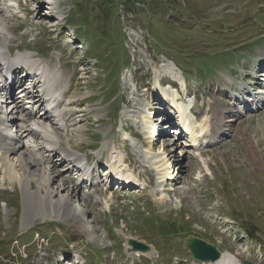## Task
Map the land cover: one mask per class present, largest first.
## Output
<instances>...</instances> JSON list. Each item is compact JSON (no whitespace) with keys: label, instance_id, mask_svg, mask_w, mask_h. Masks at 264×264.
I'll return each instance as SVG.
<instances>
[{"label":"rangeland","instance_id":"1","mask_svg":"<svg viewBox=\"0 0 264 264\" xmlns=\"http://www.w3.org/2000/svg\"><path fill=\"white\" fill-rule=\"evenodd\" d=\"M85 1L90 14L85 19L76 0H54L51 10L34 0H16L18 7L2 2L17 36L10 52L43 61L62 80L59 87L70 90L69 98L82 99L77 109L84 116L83 136L68 131L56 140L59 148H68V137L77 146L75 154L91 157L101 186L95 194L73 179L74 172L67 175L70 165L61 163V150L54 164L64 176L55 186L68 178L70 190L78 187L71 202L76 218L46 217L29 229L22 226L19 186L5 181L0 190V264H12L17 257L20 264L205 263L193 260L183 246L189 235L241 262L264 264V103H246L243 89L250 71L261 67L264 72V0ZM55 7L59 14L51 18ZM78 14L82 20H76ZM173 77L177 89L158 86ZM260 91L254 86L250 99L257 101ZM174 98L184 106L193 132L208 124L195 143L182 131ZM163 119L169 127L155 137ZM42 141L39 137L35 145L43 146ZM102 156L107 163L98 168ZM127 173L145 189L119 188L130 182L119 181ZM165 176L172 177L170 182ZM50 223H56L54 231ZM163 225L172 234H162L158 227ZM69 237L78 240L68 242ZM132 238L157 252L146 254L151 258L125 254L124 242ZM5 239L11 242L5 245Z\"/></svg>","mask_w":264,"mask_h":264},{"label":"bare ground","instance_id":"2","mask_svg":"<svg viewBox=\"0 0 264 264\" xmlns=\"http://www.w3.org/2000/svg\"><path fill=\"white\" fill-rule=\"evenodd\" d=\"M7 10L8 8L0 7V38H2L0 61L6 59L15 67H28V69L31 70V74H33L31 84L35 83V85L34 88L26 87L24 91L27 95H31L34 100L33 108H35L36 111L29 115L34 119L36 125L40 127L39 131L44 135L45 139L42 141V144H44L43 146L34 148V146L32 147L33 144H31V140L36 141L38 136L28 127H25V130L19 133V135L13 134L10 130H5L8 116L11 114L8 116L6 114L3 115L0 110V173H2L0 176V190L2 186H5V181H7L10 186L14 183L18 184L23 199L22 226L30 229L34 226L35 222L39 219L43 220L46 217L50 219L60 218V221H62L61 219L64 220V218H76V215L73 214L71 209V207H73V203L71 205V202L76 198H74L73 195L76 193L78 187L70 190L69 185L72 182L67 178V180H63L61 187L56 188V181L61 179L64 175L56 169L54 164V160L56 159L54 158L57 152L61 151V147L59 148L56 140V138H59V135L63 134L66 136L67 132L70 131L71 136L79 138L83 136L84 129L82 130V128H80V124L84 116H82V110L80 111L77 109V107L82 105V99L77 100L75 97L69 98L70 90H64L65 92L61 95L62 88L61 86L59 87V82H62V80L59 81L60 78L58 79L52 72L44 68L43 61L36 60L37 58H34L30 53H18V55L12 58V55H10V46L15 42V37L17 36L11 30L12 24L6 20L10 16L4 15L8 13ZM8 57L10 60H8ZM169 72L171 76L175 75L173 70L170 71L169 69ZM173 78L175 79V77ZM180 80L182 86L185 87L183 78ZM260 80H257L258 83L261 82ZM260 92L263 93L262 90ZM163 94L167 97L168 91L164 90ZM173 102L179 112V117L181 119L180 125L191 135V143H195V141L203 135L204 131L208 129L207 122L205 125L198 126V131L196 130L193 132L187 125V120L183 111L184 106L176 104L175 98ZM25 108H28V106ZM28 136L32 138L29 143L26 140ZM66 143L68 148H63L61 155L64 156L66 154L68 157L77 158L80 163L88 161L75 154V148H77V146H72L68 141V137H66ZM168 146H170V144H168ZM43 150H45V156L42 157L40 152ZM171 158H173V155H171ZM121 162H123L124 165L126 164L123 160ZM61 163L65 164L66 162L63 161ZM164 166L167 168V162L164 163ZM91 168L92 166L89 167L88 174L85 175L88 181L82 182L86 184L88 190H94L91 192L96 194V190L99 189L101 185L97 179L95 168H93L94 170ZM109 169L111 170L110 172H114V164L113 167ZM129 169L130 168H128V170ZM73 172L75 173L76 171L72 170L71 167L67 168V175ZM79 174V172H76L78 177ZM127 175L128 177H121L119 181H129V179L132 181L133 176L130 173H127ZM178 175L179 173H177L176 176ZM132 182L136 183V181ZM32 183L36 184L35 191L32 188ZM123 184L126 185L127 183ZM64 192H68V194L66 197L62 198L59 194H63ZM87 230L90 231L88 227ZM152 253L151 250L148 255H152ZM230 261H233L231 256L222 253L220 259L214 261V263L209 262V264H230Z\"/></svg>","mask_w":264,"mask_h":264},{"label":"water","instance_id":"3","mask_svg":"<svg viewBox=\"0 0 264 264\" xmlns=\"http://www.w3.org/2000/svg\"><path fill=\"white\" fill-rule=\"evenodd\" d=\"M184 242L185 248H188L192 253L193 258L198 261L206 262L210 260L214 263V261L220 259V252L214 245H209L205 241L197 239L192 235L187 237ZM124 247L125 253L129 256L137 255L139 253L145 256L146 254H149L151 250L153 252L151 257H153L155 254V251H153L150 245H148L147 243L139 242L133 238L126 239L124 242ZM245 264L250 263L245 262Z\"/></svg>","mask_w":264,"mask_h":264},{"label":"trees","instance_id":"4","mask_svg":"<svg viewBox=\"0 0 264 264\" xmlns=\"http://www.w3.org/2000/svg\"><path fill=\"white\" fill-rule=\"evenodd\" d=\"M99 0H95L94 1V3L95 2H98ZM89 2H91L90 0H89ZM76 3L77 4H80V5H82L83 6V8H84V14H83V16H84V18L83 19H85L86 17H89V15L90 14H87L86 13V6H87V4L88 3H86V1L85 0H76ZM84 4V5H83ZM80 14H81V12H80ZM80 14H78V15H75V18H76V20H82V15H80ZM87 15V16H86ZM73 19H74V17H73ZM52 226V228H51V230H53L54 231V226H55V224L56 223H50ZM162 234H172L170 231H168L165 227H162ZM38 234V233H37ZM5 237V236H4ZM29 237V236H28ZM43 237H46L45 239H47L49 242H50V240L48 239V234L47 233H44L43 234ZM32 239H35V234H32V238H31V240ZM16 240H18V237H17V239H15V241ZM78 239L76 238V237H69L68 238V242H76ZM5 245H8L10 242H11V240L9 241V240H7V239H5V240H3L2 241ZM13 242V241H12ZM17 242V241H16ZM29 242V240L27 239V243ZM17 257V256H16ZM11 260L13 261V263L12 264H20V261L22 262V260H21V258H16V259H14V258H11Z\"/></svg>","mask_w":264,"mask_h":264}]
</instances>
